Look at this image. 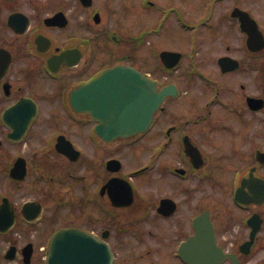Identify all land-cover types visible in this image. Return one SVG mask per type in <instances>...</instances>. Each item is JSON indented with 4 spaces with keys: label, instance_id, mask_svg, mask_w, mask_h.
Wrapping results in <instances>:
<instances>
[{
    "label": "flooded vegetation",
    "instance_id": "obj_1",
    "mask_svg": "<svg viewBox=\"0 0 264 264\" xmlns=\"http://www.w3.org/2000/svg\"><path fill=\"white\" fill-rule=\"evenodd\" d=\"M112 67L166 88L133 135ZM69 227L112 264H264V0H0V264Z\"/></svg>",
    "mask_w": 264,
    "mask_h": 264
},
{
    "label": "water",
    "instance_id": "obj_2",
    "mask_svg": "<svg viewBox=\"0 0 264 264\" xmlns=\"http://www.w3.org/2000/svg\"><path fill=\"white\" fill-rule=\"evenodd\" d=\"M106 78L110 79L103 88L107 99L101 101L111 106V127L125 132L144 129L162 93H157L154 84L133 69H110L98 82ZM50 264H111V254L107 246L83 232L65 229L53 242Z\"/></svg>",
    "mask_w": 264,
    "mask_h": 264
},
{
    "label": "rangeland",
    "instance_id": "obj_3",
    "mask_svg": "<svg viewBox=\"0 0 264 264\" xmlns=\"http://www.w3.org/2000/svg\"><path fill=\"white\" fill-rule=\"evenodd\" d=\"M169 1H171V0H157V3L159 2L160 4H162V3H167V2H169ZM199 1L201 2L202 0H199ZM152 19H153V13H151L150 18H149V21L152 20ZM166 31H167V30H166ZM166 31H165V33H166ZM203 32H207V31H206V30H203ZM171 40H172V36H171V35L162 36V37L160 38V41H164V42H166V43H170ZM170 45H171V44H170ZM171 47H174V46L171 45Z\"/></svg>",
    "mask_w": 264,
    "mask_h": 264
}]
</instances>
